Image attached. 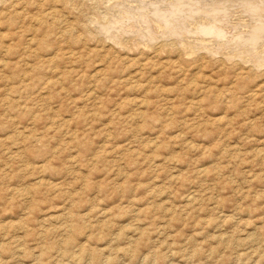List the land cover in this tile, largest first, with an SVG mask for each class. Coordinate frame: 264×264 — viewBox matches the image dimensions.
<instances>
[{
    "label": "rangeland",
    "instance_id": "obj_1",
    "mask_svg": "<svg viewBox=\"0 0 264 264\" xmlns=\"http://www.w3.org/2000/svg\"><path fill=\"white\" fill-rule=\"evenodd\" d=\"M263 4L0 0V264H264Z\"/></svg>",
    "mask_w": 264,
    "mask_h": 264
},
{
    "label": "bare ground",
    "instance_id": "obj_2",
    "mask_svg": "<svg viewBox=\"0 0 264 264\" xmlns=\"http://www.w3.org/2000/svg\"><path fill=\"white\" fill-rule=\"evenodd\" d=\"M251 1V0H250ZM263 1V0H262ZM146 2V1H145ZM194 2V1H193ZM205 2V1H204ZM248 2V1H247ZM159 3V2H158ZM177 3V2H176ZM256 3V2H255ZM261 3V2H260ZM149 4V3H148ZM168 4V3H167ZM208 4V3H207ZM225 4V3H224ZM161 5V4H160ZM195 5V4H194ZM215 5V4H214ZM238 5V4H237ZM264 5V4H263ZM159 6V5H158ZM202 6V5H201ZM232 6V5H231ZM135 8V7H134ZM141 8V7H140ZM195 8V7H194ZM250 8H251V6H250ZM163 9V8H162ZM199 9V8H198ZM227 9V8H226ZM187 10V9H186ZM205 10V9H204ZM238 10V9H237ZM259 10V9H258ZM170 11V10H169ZM230 11V10H229ZM237 12V11H236ZM135 13H137V12H135ZM166 13V12H165ZM174 13V12H173ZM176 13V12H175ZM188 13V12H187ZM209 13V12H208ZM253 13V12H252ZM231 14V13H230ZM120 15V14H119ZM224 15V14H223ZM264 15V14H263ZM141 16V15H140ZM136 17H138V16H136ZM149 18H151V17H149ZM159 18V17H158ZM199 18V17H198ZM223 18V17H222ZM156 19V18H155ZM137 20V19H136ZM145 20V19H144ZM152 20V19H151ZM259 20H261V19H259ZM184 21V20H183ZM189 21V20H188ZM197 21V20H196ZM229 21V20H228ZM258 21V20H257ZM264 21V20H263ZM212 22V21H211ZM251 22V21H250ZM242 23H244V22H242ZM154 24V23H153ZM250 24V23H249ZM263 24V23H262ZM175 25V24H174ZM217 25V24H216ZM235 25V24H234ZM255 25V24H254ZM253 25V26H254ZM132 26V25H131ZM154 26V25H153ZM152 26V27H153ZM156 26V25H155ZM203 26V25H202ZM205 26V25H204ZM227 26V25H226ZM259 26V25H258ZM138 27V26H137ZM157 27V26H156ZM183 27V26H182ZM223 27V26H222ZM130 28V27H129ZM154 28V27H153ZM158 28H161V25H158ZM193 28V27H192ZM203 28V27H202ZM201 28V29H202ZM246 28V27H245ZM156 29V28H155ZM162 29V28H161ZM197 29V28H196ZM225 29V28H224ZM248 29V28H247ZM174 30V29H173ZM220 30V29H219ZM238 30V29H237ZM243 30V29H242ZM245 30V29H244ZM250 30V29H249ZM157 31H158V29H157ZM178 31V30H177ZM189 31V30H188ZM228 31V30H227ZM230 31H231V29H230ZM248 31V30H247ZM132 32V31H131ZM169 32V31H168ZM236 32V31H235ZM245 32V31H244ZM180 33V32H179ZM189 33V32H188ZM203 33H205V34H209V33H214V34H216L217 35V31L214 29V28H212V27H209V28H207V29H205V30H203ZM222 33V32H221ZM229 33V32H228ZM246 33V32H245ZM259 33V32H258ZM223 34V33H222ZM112 35V34H111ZM210 35V34H209ZM248 35V34H247ZM212 36V35H211ZM218 36V35H217ZM230 36V35H229ZM235 36V35H234ZM190 37V36H189ZM194 37V36H193ZM215 37V36H214ZM236 37H237V35H236ZM239 37V36H238ZM256 37V36H255ZM145 38V37H144ZM199 38V37H198ZM222 38V37H221ZM235 38V37H234ZM184 39V38H183ZM225 39V38H224ZM244 39V38H243ZM256 39V38H255ZM179 40V39H178ZM203 40V39H202ZM257 40V39H256ZM186 41V40H185ZM236 41V40H235ZM239 41V40H238ZM217 42V41H216ZM248 42V41H247ZM186 43V42H185ZM197 43H199L198 42V40H197ZM205 43V42H204ZM209 43V42H208ZM207 43V44H208ZM211 43H212V41H211ZM231 43V42H230ZM137 44V43H136ZM181 44V43H180ZM184 44V43H183ZM206 44V43H205ZM254 44V43H253ZM182 45V44H181ZM185 45V44H184ZM212 45V44H211ZM219 45V44H218ZM233 45V44H232ZM238 45V44H237ZM246 45V44H245ZM207 46V45H206ZM228 46V45H227ZM189 47V46H188ZM214 48V47H213ZM220 48H222V47H220ZM225 48H226V46H225ZM229 48V47H228ZM249 48V47H248ZM261 48V47H260ZM253 49V48H252ZM262 49H264V48H262ZM262 49H261V51H262ZM260 51V50H259ZM193 52V51H192ZM231 52V51H230ZM256 53V52H255ZM241 54V53H240ZM247 56V55H246ZM258 57V56H257ZM250 59V58H249ZM253 59V58H252ZM251 59V60H252ZM255 59H256V56H255ZM247 61V60H246ZM248 62V61H247Z\"/></svg>",
    "mask_w": 264,
    "mask_h": 264
}]
</instances>
